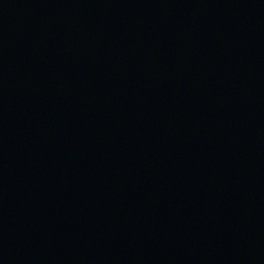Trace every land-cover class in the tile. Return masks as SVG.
<instances>
[{"label": "water", "instance_id": "1", "mask_svg": "<svg viewBox=\"0 0 264 264\" xmlns=\"http://www.w3.org/2000/svg\"><path fill=\"white\" fill-rule=\"evenodd\" d=\"M0 264H264V0H0Z\"/></svg>", "mask_w": 264, "mask_h": 264}]
</instances>
